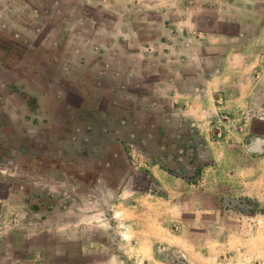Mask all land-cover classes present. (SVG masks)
Wrapping results in <instances>:
<instances>
[{
    "label": "rangeland",
    "instance_id": "rangeland-1",
    "mask_svg": "<svg viewBox=\"0 0 264 264\" xmlns=\"http://www.w3.org/2000/svg\"><path fill=\"white\" fill-rule=\"evenodd\" d=\"M195 2L0 0V264H187L170 244L264 231V115L207 142L170 98Z\"/></svg>",
    "mask_w": 264,
    "mask_h": 264
},
{
    "label": "crops",
    "instance_id": "crops-1",
    "mask_svg": "<svg viewBox=\"0 0 264 264\" xmlns=\"http://www.w3.org/2000/svg\"><path fill=\"white\" fill-rule=\"evenodd\" d=\"M208 1L210 4H205ZM197 2L196 9L184 7L175 13L179 18L174 23L184 42L171 58L181 64L185 82L172 93V104H178L181 116L191 121L194 132L207 142L217 136L219 129L222 134L230 129L231 135H241L244 141L252 136V119L264 115V4L262 0H235L225 8L219 0ZM221 7L226 12H221ZM165 18L172 19V13ZM196 22L198 36L194 41L190 32ZM187 28L190 36L186 35ZM223 114L237 119L233 128L225 130L217 124ZM230 138L221 141L223 147L230 148ZM258 164V177L264 179V168L261 162ZM258 231L255 238L218 240L215 252L197 251L204 245L188 240L169 246L187 264H202L201 259L212 260L211 264H264V231ZM257 237L258 249L254 248ZM158 250L156 246L150 254L141 255L143 259H159Z\"/></svg>",
    "mask_w": 264,
    "mask_h": 264
}]
</instances>
